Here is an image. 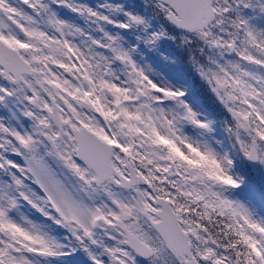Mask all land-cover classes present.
I'll return each instance as SVG.
<instances>
[{"label":"snow or ice","instance_id":"snow-or-ice-1","mask_svg":"<svg viewBox=\"0 0 264 264\" xmlns=\"http://www.w3.org/2000/svg\"><path fill=\"white\" fill-rule=\"evenodd\" d=\"M0 264H264V0H0Z\"/></svg>","mask_w":264,"mask_h":264},{"label":"rangeland","instance_id":"rangeland-1","mask_svg":"<svg viewBox=\"0 0 264 264\" xmlns=\"http://www.w3.org/2000/svg\"><path fill=\"white\" fill-rule=\"evenodd\" d=\"M135 0H129L128 3L124 2L125 7L128 9H131V7L133 6ZM77 3L79 4H86L90 7H97L99 4L103 3L104 0H76ZM58 11V15L67 20L70 21L82 28H84L85 31H89L91 32L93 35H99L98 30L95 28L94 25H91L90 23H86V21L79 16V14L73 12L71 9L66 8V7H59L57 9ZM101 11H104V9H101ZM105 28L109 31H113V32H121V33H129L131 34L132 30H125V29H118L116 28V26L114 25H105ZM134 38V37H133ZM161 51V48H160ZM164 53H166L165 51H162ZM150 54L152 55V58H150ZM168 54V53H166ZM145 58H146V62L148 64H150L153 68H156L158 70H164L167 73H180L178 71V66L177 67H172L171 65L166 64L162 58L160 57L159 53L157 52H153L151 50H147L145 51ZM156 58H158V61H156ZM174 83L179 82L181 84L185 83V80H173ZM189 99L192 101L193 103V107L199 109V105L194 102L190 96Z\"/></svg>","mask_w":264,"mask_h":264},{"label":"trees","instance_id":"trees-1","mask_svg":"<svg viewBox=\"0 0 264 264\" xmlns=\"http://www.w3.org/2000/svg\"><path fill=\"white\" fill-rule=\"evenodd\" d=\"M128 1L129 0H124V2H126V3H128ZM135 4H136V0L134 1L133 6L131 8L135 7ZM160 48H161V51H165L168 54H172L173 51H174V46L171 45L168 42H163L161 44ZM150 57L152 58V55L151 54H150ZM156 61H158V58H156ZM178 68H179V72H182L183 71V69H181L179 66H178ZM189 92L191 93L190 95L192 96V99L197 103V101L193 98V93H192L191 89L189 90ZM197 104L199 105V103H197Z\"/></svg>","mask_w":264,"mask_h":264}]
</instances>
